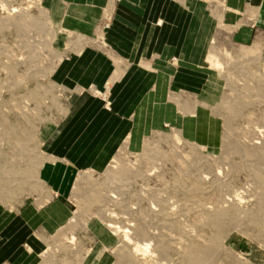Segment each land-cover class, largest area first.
<instances>
[{"label": "rangeland", "instance_id": "rangeland-1", "mask_svg": "<svg viewBox=\"0 0 264 264\" xmlns=\"http://www.w3.org/2000/svg\"><path fill=\"white\" fill-rule=\"evenodd\" d=\"M118 1H111V11ZM180 1L191 3L189 17L202 29L200 44L210 43L222 55L223 86L209 80L208 48L200 67L208 73L204 92L173 96V114L148 127L138 123L141 125L113 160L134 170L132 178L120 176L115 184L106 172L109 168L71 176L58 219L63 230L49 234L38 227L44 245L35 244V253L24 241L26 252L20 264H87L90 256L105 260V264H131L122 256L126 247L121 236L98 233L102 224L110 222L128 227L139 242L148 240L153 245L152 264H184L188 243L203 248L212 245L213 255L207 264H264V181L257 182L252 174L257 170L264 180V0L251 5L245 2L235 21L230 0ZM50 3L0 0L1 231L13 215L28 218L29 211H46L56 201L51 187L36 183L41 163L48 161L42 151V133L62 118L67 105V93L53 83L52 76L56 67L82 50L87 41L74 42V35L53 18ZM3 5L9 10H3ZM13 9L20 13L11 14ZM24 14L38 24H24ZM20 19V26L10 24ZM109 20L107 15L106 23ZM194 109L199 112L196 126L190 125ZM177 135L182 139L179 142L175 141ZM135 173L148 176L138 179ZM83 177L89 182L78 183L80 190L75 192ZM122 183L127 184L124 189ZM111 191H116L113 202L95 201L96 193L108 195ZM236 195L244 199L241 211L230 212L226 236L213 246L217 233L210 220L221 208H232ZM58 214V210H50L46 220ZM71 219L85 225L71 232ZM72 238L75 241L69 246ZM7 244L1 246L0 255Z\"/></svg>", "mask_w": 264, "mask_h": 264}, {"label": "crops", "instance_id": "crops-1", "mask_svg": "<svg viewBox=\"0 0 264 264\" xmlns=\"http://www.w3.org/2000/svg\"><path fill=\"white\" fill-rule=\"evenodd\" d=\"M111 1L50 0L58 25L74 35L75 43L87 42L52 76L67 93V105L62 118L42 133L48 161L40 178L56 201L46 211H29L28 218L12 216L0 230V248L9 242L0 263L20 264L24 241L36 253L35 244L45 242L38 227L56 233L71 176L106 171L138 123L148 127L165 122L173 114V96H198L206 88L208 75L200 69L206 51L200 44L202 29L189 17L191 3L119 0L111 11ZM53 209L59 214L46 220Z\"/></svg>", "mask_w": 264, "mask_h": 264}, {"label": "bare ground", "instance_id": "bare-ground-1", "mask_svg": "<svg viewBox=\"0 0 264 264\" xmlns=\"http://www.w3.org/2000/svg\"><path fill=\"white\" fill-rule=\"evenodd\" d=\"M118 1V0H117ZM127 1V0H126ZM231 3H230V7L232 9V21H235L237 20V18L239 17V15L242 13V10H243V5L245 2L249 1L250 2V5L253 3V4H258L260 3L262 0H230ZM39 2V1H38ZM128 2V1H127ZM3 7V10H9L7 8V6H2ZM260 7V6H259ZM40 9V8H39ZM41 13L44 15V17L48 18V15H46L47 13L43 10H40ZM10 13L15 15V14H18L20 13L19 10L17 9H13V10H10ZM260 16V15H259ZM13 17V16H12ZM23 17V22L24 24H29L31 25L32 22L33 24H38L36 23V21H30L29 17L26 16L25 14L22 15ZM20 21H14V22H10V24H14L15 26L19 25L20 26V23H23L22 22V19H20ZM260 22V21H259ZM49 26V24H47ZM236 25V24H235ZM42 30V28H40ZM201 46L203 47V52L206 51L205 53H207V50L208 48L211 49L210 53H209V57H208V62L211 66H212V74L211 76L209 77V80L216 83V84H219V85H222L223 86V83L222 81L220 80V76H221V70L224 68V63H223V57L222 55H220L218 53V51L216 50V47L212 45H210V43H207V44H201ZM204 53V55H205ZM227 56V55H226ZM201 70H203L205 72V69L204 68H200ZM88 71V70H87ZM104 71V70H103ZM109 72V71H108ZM206 73V72H205ZM208 75V73H206ZM95 75V73H94ZM222 77V76H221ZM224 80V78H223ZM227 81V80H226ZM225 81V82H226ZM228 84V83H226ZM100 93H98L99 95ZM170 110V109H169ZM172 107H171V111H172ZM188 110V108H187ZM228 110L230 111H233V107H229ZM234 113V112H233ZM199 112L197 113V111H195V109L192 111V114L190 115V121H193L194 123H190V125L192 124H196L198 123V118H199ZM166 118V117H165ZM198 119V120H197ZM141 124H137V127H139ZM196 126V125H195ZM262 131V130H261ZM261 133H264V132H261ZM130 140V139H128ZM182 139L180 138V135H177L175 136V141L179 142L181 141ZM185 143V142H184ZM133 144V143H132ZM134 145V144H133ZM132 146V145H131ZM232 149V148H231ZM148 152H152L153 149L152 148H147ZM240 152V151H239ZM246 155V154H245ZM248 156V154H247ZM28 158V157H27ZM47 161V160H46ZM34 162H36V159L34 160ZM33 162V163H34ZM32 163V162H31ZM115 164L114 165H110L109 166V169L106 171L108 173V176L110 177V179L113 180V182L116 184V179L120 176H123V175H126V176H131V174L133 175L134 173V170L131 172V169L127 168V167H124V166H118V162H113ZM44 163H41L40 165V169H42V165ZM251 167V166H250ZM34 169H36V167H34ZM253 169V168H252ZM255 169V168H254ZM253 169V170H254ZM253 172V171H252ZM140 173V172H139ZM40 174V173H39ZM135 174H138V173H135ZM254 175V180H256L257 182H262L264 181L262 179V176L260 174V172H257V170L255 172L252 173ZM139 175V174H138ZM136 176V175H134ZM148 175H139L137 176L138 179L139 177H145V179L147 178ZM11 178L12 175L10 176ZM87 177V176H86ZM86 177H83L82 178V181H78L77 182V185L75 186V192H79L80 190V185L82 182H87L89 178H86ZM124 178H127L124 176ZM123 178V179H124ZM132 178V176H131ZM38 180L36 181V183L38 184H41V185H44V182L41 180V178H37ZM130 179L129 177L125 180H128ZM136 179V178H135ZM2 180V179H1ZM10 180V179H8ZM90 180V179H89ZM121 179H119L120 181ZM124 180V182H125ZM118 181V179H117ZM123 181V180H122ZM1 182V181H0ZM89 182V181H88ZM91 182V181H90ZM123 182V183H124ZM35 183V182H34ZM123 183L121 185H123ZM263 183V182H262ZM86 184V183H85ZM114 184V185H115ZM125 184V183H124ZM264 184V183H263ZM6 185V184H5ZM127 185V184H126ZM126 185H123L122 188L124 189V186ZM36 187V186H35ZM122 188H118V189H121V192H122ZM117 189V188H115ZM113 191V190H112ZM108 192L107 194L108 195H102L100 193H96V196H95V201L97 202L100 201L101 203H106V202H113V199H117L116 196L112 193L116 192ZM118 193V192H117ZM92 199V198H91ZM244 199L240 196V195H236L233 200H232V203H233V207L230 208V209H220L216 214L215 216L213 217L212 216V219L210 220V224L215 228V231L217 233V238L214 240L213 242V246H216L219 244V242L222 240L223 236H224V232L225 230H227L226 228L227 227V224H228V218L230 217V212L231 211H235L234 213L236 212H240L241 211V206L243 205V201ZM93 205V204H92ZM104 205V204H103ZM165 207V206H164ZM107 208V207H106ZM154 209V208H153ZM128 210V209H127ZM162 210V209H161ZM85 212V211H84ZM131 212V211H130ZM87 213V211H86ZM84 213V214H86ZM128 213V211H127ZM174 213V212H173ZM176 213V212H175ZM172 214V213H171ZM238 215V213L236 214ZM101 216V215H100ZM109 216V215H108ZM95 217V216H94ZM98 218H100L98 216ZM110 218V217H109ZM114 218V217H113ZM111 218V219H113ZM172 218V217H171ZM72 220V219H71ZM178 220V219H177ZM170 221V220H169ZM70 222V221H69ZM82 222V221H81ZM101 222V221H100ZM109 222V221H108ZM175 222V220H174ZM230 222V221H229ZM102 223V222H101ZM105 223V222H104ZM69 224V223H68ZM83 224V223H82ZM119 224V223H118ZM233 224V223H231ZM59 225V224H58ZM85 225V224H84ZM84 225L81 226V223L78 222L77 219L75 220H72L70 222V225H69V229L71 230V232L75 231V229L78 227V229L80 228L79 226L83 227ZM61 226V224H60ZM123 226V225H121ZM167 226V225H166ZM171 226V225H170ZM132 227V226H131ZM135 227V226H133ZM212 227V228H213ZM61 228V227H59ZM84 231H87V228L84 227ZM128 228V227H127ZM126 227H119L117 226L115 223H112L110 222L109 224H102V227L100 226L99 228V232L100 235H104V234H108V235H114V236H117L118 238L121 236L122 238V241L124 243V246L126 247L124 250V254L122 255L124 257V259L128 260L131 264H152V258H153V254H152V248L151 246H153L148 240H141V242H139L136 237L134 238V236L132 235L131 236V231L130 229L128 230ZM62 229V228H61ZM60 229V230H61ZM138 229V228H137ZM60 230H57L56 232H60ZM63 230V229H62ZM61 230V231H62ZM144 230V229H143ZM169 230V229H168ZM82 231V230H81ZM136 232V230H135ZM143 232V231H142ZM140 233L142 236H146L145 234V231L143 233ZM74 235V233L72 234ZM71 235V237H72ZM140 236V235H139ZM226 236V235H225ZM224 236V237H225ZM133 237V239H132ZM138 237V235H137ZM139 238H142L141 236ZM138 238V239H139ZM144 239V238H143ZM166 239V238H165ZM65 240V238H64ZM68 240V239H67ZM140 240V239H139ZM168 240V239H167ZM75 239L72 238L71 239V242H69V246L73 245ZM174 241V240H173ZM191 241V240H190ZM189 241V242H190ZM68 242V241H67ZM61 243V242H60ZM63 243V241H62ZM182 243V242H181ZM179 244V243H178ZM68 245V243H67ZM65 245V246H67ZM182 245V244H181ZM206 245V244H204ZM69 246L67 247V249L69 248ZM129 246H132L133 249L130 250V247ZM64 247V246H63ZM60 249V248H59ZM62 249V248H61ZM66 249V248H64ZM212 245L211 247H199L198 245H196V243H188V245L184 246V253H185V261H184V264H207V261L211 258V254H212ZM63 251V250H62ZM68 251V250H67ZM73 251V250H72ZM76 251V250H75ZM162 252H164V250H162ZM65 253V252H64ZM74 252H72L73 254ZM123 253V251H122ZM75 254V253H74ZM213 255V254H212ZM79 256V255H78ZM163 257V256H162ZM213 257V256H212ZM155 258V257H154ZM123 260V259H122ZM212 260V259H211ZM80 261V260H79ZM51 262V260L49 261V263ZM124 262V261H123ZM128 262V263H129ZM126 263V261H125ZM157 263V262H155ZM54 264V263H53ZM58 264V263H57ZM87 264H105V260L102 261V259H100L99 257H94V256H90V258H88L87 260ZM160 264V263H159Z\"/></svg>", "mask_w": 264, "mask_h": 264}]
</instances>
